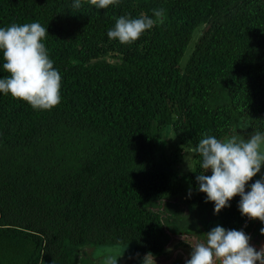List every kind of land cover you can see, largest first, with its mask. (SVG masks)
<instances>
[{"label":"trees","instance_id":"16d2710c","mask_svg":"<svg viewBox=\"0 0 264 264\" xmlns=\"http://www.w3.org/2000/svg\"><path fill=\"white\" fill-rule=\"evenodd\" d=\"M74 2L0 0V28H48L62 77L51 110L0 92V264H94L90 250L117 243L162 257L172 172L156 153L158 133L171 129L191 150L240 120L264 132V0ZM160 8L164 23L136 42L109 39L120 16L155 18ZM4 62L0 51V78L10 75ZM200 164L195 154L185 201L215 209L198 190ZM240 200L218 214L225 229L251 230Z\"/></svg>","mask_w":264,"mask_h":264},{"label":"clouds","instance_id":"9594fccd","mask_svg":"<svg viewBox=\"0 0 264 264\" xmlns=\"http://www.w3.org/2000/svg\"><path fill=\"white\" fill-rule=\"evenodd\" d=\"M84 2L106 9L119 5L121 0ZM72 7L81 9L82 0H75ZM153 14L155 18L144 13L138 18L120 16L107 33L109 39L131 45L145 32L164 23V9H153ZM48 34V28L39 22L0 28V51L5 61L3 69L10 74L0 78V92L11 94L36 110H51L61 103L62 77L54 68V61L50 59L44 43ZM238 128L244 130L247 124L234 125L231 131L235 133ZM191 153L198 154L201 159L203 171L197 176L198 190L207 194V201L214 203L216 214L230 207L229 201L240 196L241 214L264 223V178L252 183L250 191L246 190L249 182L264 167V132L256 131L247 139L235 134L218 139L215 135L204 133ZM209 170L211 175L207 174ZM260 232L264 235V228ZM250 241L251 236L243 230L216 226L206 233L204 242L191 245V256L186 264H264V247L257 250ZM121 253V243H117L97 248L95 257L101 259L102 264H118V259L125 252ZM142 264H156L155 256L148 253L143 257Z\"/></svg>","mask_w":264,"mask_h":264},{"label":"rangeland","instance_id":"374dc122","mask_svg":"<svg viewBox=\"0 0 264 264\" xmlns=\"http://www.w3.org/2000/svg\"><path fill=\"white\" fill-rule=\"evenodd\" d=\"M188 53L182 59L181 65L185 63ZM240 123L245 122L240 120L235 125ZM246 124V129L240 130L238 128L235 133L230 130L227 136L235 134L247 139L251 133H249L248 123ZM155 142L157 144L156 153L162 157L160 163L172 172L171 191L161 202L163 204L161 211L163 212L168 243L165 247V255L156 259V264H186V260L190 259L191 256V245L204 242L206 233L216 226H223L218 214L215 213V209L185 201L189 198L190 192H192L188 176L195 168V153H191L190 149L181 148L176 136L169 128L160 131ZM262 178H264V167L249 182L246 190L250 191L251 184ZM165 202H168V204H165ZM165 205L167 208H164ZM247 220L254 226L255 220H251L248 217ZM252 225L249 226L250 229H252ZM247 229L244 230L250 235L252 230ZM260 245L258 250L264 246V242ZM97 248H93L89 253L94 258V264H102V260L95 257ZM123 252L125 253L123 257L118 259V264H142L143 257L133 256L130 254L131 251L129 252L127 249L122 251L121 254Z\"/></svg>","mask_w":264,"mask_h":264},{"label":"flooded vegetation","instance_id":"af4514ba","mask_svg":"<svg viewBox=\"0 0 264 264\" xmlns=\"http://www.w3.org/2000/svg\"><path fill=\"white\" fill-rule=\"evenodd\" d=\"M254 226L252 225V232L250 234L251 241L250 243H253V247H255L258 250V246H261L260 244L264 242V235L261 234L260 229L264 228V223L261 221L258 223L257 220H255ZM264 247V246H263Z\"/></svg>","mask_w":264,"mask_h":264}]
</instances>
